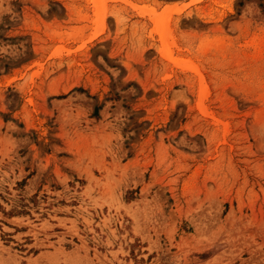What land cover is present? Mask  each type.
<instances>
[{"label":"rangeland","instance_id":"rangeland-1","mask_svg":"<svg viewBox=\"0 0 264 264\" xmlns=\"http://www.w3.org/2000/svg\"><path fill=\"white\" fill-rule=\"evenodd\" d=\"M0 264H264V0H0Z\"/></svg>","mask_w":264,"mask_h":264}]
</instances>
